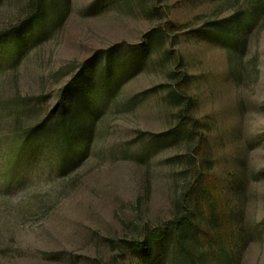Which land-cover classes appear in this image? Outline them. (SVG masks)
<instances>
[{
    "label": "rangeland",
    "instance_id": "1",
    "mask_svg": "<svg viewBox=\"0 0 264 264\" xmlns=\"http://www.w3.org/2000/svg\"><path fill=\"white\" fill-rule=\"evenodd\" d=\"M250 2L260 3L69 0L65 20L0 51V264H129L128 244L169 221L200 173L230 181L243 239L236 263L264 264V14L239 51L195 36ZM31 3L2 0L0 31ZM108 51L121 86L105 98L87 156L62 167L47 147L22 154L15 132L39 122L93 57L96 80L104 78ZM183 74L204 124L202 148L167 135Z\"/></svg>",
    "mask_w": 264,
    "mask_h": 264
},
{
    "label": "trees",
    "instance_id": "2",
    "mask_svg": "<svg viewBox=\"0 0 264 264\" xmlns=\"http://www.w3.org/2000/svg\"><path fill=\"white\" fill-rule=\"evenodd\" d=\"M68 1L32 0L25 19L0 31V51L5 47L21 48L29 39L38 38L47 27L65 20L69 13ZM258 1L259 4L250 2L249 7L227 18L210 20L197 29L195 36L212 38L226 48L231 46L239 51L264 14V0ZM152 32L158 38L165 36L158 29ZM151 45L146 41L143 48L149 50ZM115 56L116 51H108L104 78L98 81L97 57L85 62L62 88L54 107L36 124L15 132L14 139L20 143L22 154L34 149L41 150L42 154L47 147L54 155L61 156L62 167H71L87 156L106 107L105 98L114 97L120 90ZM189 82L188 76L183 74L172 90L171 97L180 108L177 124L167 135L197 141L198 148H202L206 139L204 124L196 117L197 103L189 92ZM230 187L228 178L198 174L177 203L173 217L128 244L129 264H165L167 258L174 264H237L235 257L243 239L238 231L241 219L235 220L236 215L231 211Z\"/></svg>",
    "mask_w": 264,
    "mask_h": 264
}]
</instances>
